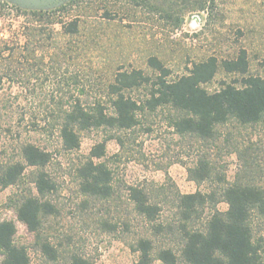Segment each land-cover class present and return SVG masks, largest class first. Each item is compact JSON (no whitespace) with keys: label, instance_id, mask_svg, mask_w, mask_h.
<instances>
[{"label":"rangeland","instance_id":"obj_1","mask_svg":"<svg viewBox=\"0 0 264 264\" xmlns=\"http://www.w3.org/2000/svg\"><path fill=\"white\" fill-rule=\"evenodd\" d=\"M1 1L0 171L7 164L24 162L22 147L26 143L52 154L43 170L54 180L55 189L45 199L56 211L41 216L37 232L18 220L16 206L25 195L38 194L34 179L39 169L27 165L15 184L0 186V221L16 222V242L27 248L30 264H72L76 254L94 264H133L141 239L152 242L151 264H168L159 258L163 249L176 255L174 264H189L182 255L184 226L204 229L215 209L227 210L222 190L243 173L245 158L254 161L258 180H264V124L244 126L232 119L218 127L215 138L201 140L179 134L173 122L180 112L161 106L141 111L137 125L130 129L103 126L81 130L80 147L67 150L60 137V112L78 98L109 106L107 86L119 70L141 69L154 78L156 71L148 62L151 56L170 69L168 79L174 80L188 73L194 62L216 56L221 63L244 48L249 60L246 75L264 76V0H214L212 13H190L177 28L160 13L126 0H95L79 12L68 0L56 6L65 5V9L55 20L81 16L79 34H66L56 21L48 46L33 53L22 47L26 12L9 0ZM106 8L117 10L116 15L106 17ZM246 75L227 73L220 65L204 87L214 92L223 82H241ZM127 92L145 99L151 89L145 85ZM100 143H105L106 154L99 161L112 172L108 197L81 190L79 168ZM237 147L245 154L243 160ZM200 157L208 161L210 175L198 182L190 176V168ZM132 187L143 189L159 207L153 220L137 211ZM197 191L209 199L186 223L180 198ZM252 222L256 236L264 237V218L254 215ZM45 243L52 246L51 252L44 251ZM3 259L0 249V264Z\"/></svg>","mask_w":264,"mask_h":264},{"label":"trees","instance_id":"obj_2","mask_svg":"<svg viewBox=\"0 0 264 264\" xmlns=\"http://www.w3.org/2000/svg\"><path fill=\"white\" fill-rule=\"evenodd\" d=\"M95 0H70L76 4L79 12L87 9ZM136 6H144L150 12L160 13L174 28L180 27L186 16L194 12L212 13L214 0H126ZM0 3L2 1L0 0ZM4 4H8L3 2ZM27 20L23 25L22 47L28 53L41 49L51 41L52 25L62 23L63 31L68 35L79 34L81 16H74L68 21L55 20L65 5L48 10L22 9ZM117 10L106 8V17L112 18ZM0 40H2L0 38ZM4 41V40H3ZM149 65L156 71L154 78L141 69L119 70L107 86L111 97L110 105L101 101L90 104L78 98L60 112V137L63 147L74 150L80 147L79 131L93 127H117L130 129L137 125L139 114L144 110L154 111L161 106H170L180 112L174 120L173 127L181 135H193L201 140L216 137L219 126L226 125L232 119L241 125L264 124V76L248 74L249 60L246 49H241L236 57L223 59L220 63L216 56L194 62L188 73L178 79L169 80L171 74L162 61L151 56ZM220 65L227 73L246 75L241 82H223V86L209 92L204 84L210 83L216 76ZM76 81V80H74ZM2 78L0 77V84ZM239 84V85H238ZM150 86L151 92L145 99H138L128 94V90ZM25 115L22 116L23 120ZM36 117V113H33ZM22 119V118H21ZM239 159L245 157L238 150ZM106 154L105 143H100L91 150L90 158L79 168L81 190L84 193L108 197L112 193V172L104 162L99 161ZM24 162L16 161L5 165L0 171V186L15 184L23 175L26 166L38 168L34 184L37 195H25L16 206L18 220L31 232H37L41 226L43 214H53L54 204L45 196L55 189V182L43 168L50 162L52 154L33 143L22 147ZM98 160V161H97ZM243 173L222 190L227 203V210L217 209L209 217L204 229L188 228L182 231L184 246L182 255L189 264H264V237L256 236L252 217L264 218V185L257 167L245 158ZM210 175L209 163L200 157L196 166L190 168V176L196 181H203ZM264 181V180H263ZM131 197L138 212L149 219H154L159 207L152 204L143 189L131 188ZM212 198V197H211ZM209 196L197 191L184 194L180 198L181 216L187 223L198 215L201 207L207 203ZM18 227L14 220L0 221V249L4 252L2 264H30L27 248L16 242ZM44 251L51 252L52 246L45 243ZM139 256L133 264L152 263V242L141 239ZM159 258L168 264L176 262V255L170 249L159 252ZM72 264H94L81 255L72 257Z\"/></svg>","mask_w":264,"mask_h":264},{"label":"water","instance_id":"obj_3","mask_svg":"<svg viewBox=\"0 0 264 264\" xmlns=\"http://www.w3.org/2000/svg\"><path fill=\"white\" fill-rule=\"evenodd\" d=\"M16 4L17 6L24 9H34V10H47L54 8L59 4H51V0H9ZM66 0H62L60 4L65 3ZM68 1V0H67Z\"/></svg>","mask_w":264,"mask_h":264},{"label":"flooded vegetation","instance_id":"obj_4","mask_svg":"<svg viewBox=\"0 0 264 264\" xmlns=\"http://www.w3.org/2000/svg\"><path fill=\"white\" fill-rule=\"evenodd\" d=\"M61 1H62V0H51L50 3H51V4H59V5H61V4H60ZM66 1H67V0H66ZM66 1H65V2H66ZM62 4H63V3H62ZM59 5H57V6H59Z\"/></svg>","mask_w":264,"mask_h":264}]
</instances>
